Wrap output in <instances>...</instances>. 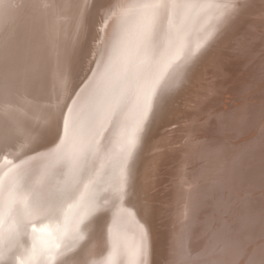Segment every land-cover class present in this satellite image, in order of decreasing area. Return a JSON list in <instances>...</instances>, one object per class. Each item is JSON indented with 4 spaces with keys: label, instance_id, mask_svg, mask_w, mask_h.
Wrapping results in <instances>:
<instances>
[{
    "label": "bare ground",
    "instance_id": "obj_1",
    "mask_svg": "<svg viewBox=\"0 0 264 264\" xmlns=\"http://www.w3.org/2000/svg\"><path fill=\"white\" fill-rule=\"evenodd\" d=\"M140 2L142 0H93L91 4L95 5L96 14L87 19L84 17L86 9L80 7L77 0H0V120L7 121L4 125L7 131L5 139L9 135L17 138L15 143L9 138V141H3L13 143L6 148L7 153L0 161L5 199L9 180L22 178L30 193V204L63 208L84 193L85 198L89 195L94 197L92 203L98 209V218L108 215L106 228L118 217L117 227L112 228L115 222L109 225L111 228L99 237L98 244L86 258L74 259L78 262L76 264H104L117 235L128 249L118 257L117 264H159L158 259L160 264L181 261L186 264H264V105L253 103L255 95L251 101L247 98L250 96L240 95L247 93V89L255 84L248 81L254 72L248 68L246 72L240 69L248 63L241 57L242 53L236 57L238 52H235L234 58L233 55V59L229 58L231 69L235 66L234 73L230 75L231 69L228 72L226 68L222 71L216 88L210 91L209 98L192 118L194 122L191 126L185 125L184 129L182 127L183 131L186 130L184 135L180 134L179 128H175L178 132L174 137L168 136V131L166 135H159L156 146L160 150L154 158H149V174L141 181L146 193L144 206L137 205V202L136 206L130 200L131 203L126 202L117 215L100 208L103 205L99 198L105 188L111 184L114 189L128 165L136 164L141 152L138 151L141 136L163 92L182 66L198 58L204 48L211 51L215 42L210 41L217 29H225L226 26H222L223 20L219 19L218 13L224 3L233 0H193L196 7L179 12L162 9L151 39L139 19L142 10L136 5ZM234 2L236 6L243 7L231 13V19L237 18L242 9L249 11L255 2L264 11V0ZM248 14L241 35L250 34V37L244 39L242 36L238 46L246 49V43L251 41L253 45L247 50L264 54L260 47H264V19L258 18L259 14L257 18L249 19ZM102 17L107 20L106 26L102 25ZM83 25L87 27L86 32L82 31ZM259 26L261 30H258ZM118 41L121 51L117 56L114 48ZM257 59L251 67L262 65L263 71L264 59ZM238 70L243 74L237 76ZM260 83L257 91L264 94V82ZM236 92L239 94H234ZM263 94V101L258 100L262 104ZM256 95V98L260 97ZM234 96L242 99L232 102L237 101ZM5 101L16 103L20 109L16 113L11 112L4 107ZM213 101H223L225 105L218 112H208L205 117L204 113L207 115ZM150 108V116L145 123L144 114ZM185 109L180 107L176 114L182 116ZM113 112L115 115L106 123L107 131L102 137L95 136L94 117L98 113L111 115ZM215 114L220 124L215 121ZM65 116L71 123L67 135L64 132ZM176 120L181 127V117L177 115L176 119L175 116ZM141 127L143 130L138 131ZM199 130L203 133V141L199 139L202 142L197 140ZM216 130L223 131L222 139L215 137ZM248 131L251 133H246ZM237 135L241 138L236 141L224 139ZM27 137H31L32 142L21 149ZM184 137L187 138L185 146L191 147L187 164H184L186 170L183 169L185 178L178 193H170L175 202L173 210L167 214L163 204L166 197L161 187L166 179L164 174L168 173L165 163L172 153L169 145L180 143ZM89 147L92 157L86 174L70 166L60 167L61 162L67 165L69 157L78 156L82 148ZM36 151H39L36 153L38 160L34 157L24 169L19 170L16 159ZM164 157L167 160L163 163ZM9 161L12 163L11 171ZM163 164L165 167L161 168ZM169 175L173 177L172 172ZM153 183L158 187L153 192H157L155 204L151 203L149 193ZM85 184H88L87 189ZM130 189L134 195V188ZM207 202L213 203L212 207L206 208ZM226 203L230 204V209L225 207ZM133 206H136V211ZM152 208L157 211L155 216L159 211L161 216L158 218L165 219L164 231L155 230L154 223L147 219L149 214L143 212L147 209L152 213ZM78 211L79 208H74L68 213L65 227L72 225L71 218ZM21 212L22 209L18 208L14 215ZM207 212L208 217L203 219ZM4 217H8L7 214ZM214 218L222 229L218 230L219 234L211 236L209 225L212 224V230H217L211 221ZM59 219L62 221L63 217ZM48 222L46 219H33L37 228ZM51 223L57 226L58 222L54 218ZM141 226L146 234L147 254L133 256L131 250L140 243ZM27 228L31 230L30 226ZM43 238L47 240L49 237L44 235ZM167 239L171 241L174 253H167L162 247ZM8 243L9 238L1 240L3 247Z\"/></svg>",
    "mask_w": 264,
    "mask_h": 264
},
{
    "label": "rangeland",
    "instance_id": "obj_2",
    "mask_svg": "<svg viewBox=\"0 0 264 264\" xmlns=\"http://www.w3.org/2000/svg\"><path fill=\"white\" fill-rule=\"evenodd\" d=\"M77 1H78V5L80 7H83L86 9V13L84 14V17L86 16L88 19V18H91L93 16V14L94 15L96 14L94 11L95 5L92 6V4H91L93 0H91V1L89 0V2H88V4L90 3L89 13H88V6L86 4V2L88 0H77ZM11 3L14 4L15 2L12 1ZM68 3L70 4L71 1H69ZM230 3H232V2L224 3V5L230 4ZM258 6H259V3L256 4V2H255L251 6V9L249 11L245 12V10L242 9L240 11V13L238 14L237 18H235V19H231L233 16L231 14H226V15L222 16L221 13L224 11V8L220 9L218 15L220 16L219 19L223 20L222 26L226 25L225 29H221V28L217 29L215 36H213L212 41H210L211 43L215 42L212 45L211 51L205 49L204 48L205 45H204V47H203L204 49L198 55V58L196 57V59H194V61H190L189 63H186L184 66H182L180 71L174 76V78L171 81V84H169L168 88L165 90V92H163V94L160 98V101L157 105V108H155L154 114L150 118L151 121L149 122L148 126L144 129V135L141 136L140 144L138 146V151L140 150L141 152H140V154H138L139 156H138L136 164L133 163L132 165H130V164L128 165V167L126 168V171L124 170V173L122 174V176L123 175L124 176L123 177L120 176V178H119L120 181H117L120 183L119 184L116 183L117 185L114 189L112 188L113 186L111 184L108 185L107 188H105L106 192L104 191V193L102 195V196H104V198L102 196L99 198L100 204L103 205V206L101 205L102 207H100V208H103V210H105V211H110V212L113 211V215L114 214L117 215V213L120 212L121 207H123L126 202H130V200L135 205L137 202V205L143 204V206H144V202H145L144 201L145 200L144 193H145V191L143 190V186L141 185V181L144 179L143 178L144 176H147V174H149V172H148L149 158H154L155 157L154 155H156L158 150H160V148L158 146H156L158 144V141L160 138L159 135H166L169 133L170 135L168 134V136L174 137L175 133L178 132L177 131L178 128L180 130L179 131L180 134L184 135V131H186V130L183 131L182 127L184 129L186 127L185 125H187V124L190 125L191 123L194 122V120L192 118L194 117L196 112H199V110L202 108L203 102L207 101V99L209 98V95L211 93L210 91L214 90L216 88V82L218 80V77L221 76L222 71L225 68L227 69L228 72L230 71L231 66H229V58H232V55L234 58L235 54H237L236 57H239V55L241 53L242 54L244 53V55L241 54V57L243 59H246V63H247V61H248V63L245 64L244 66H241L242 68H240V69L243 70L244 72H246L247 70L254 72V73L251 72L254 75V76H252L253 78L249 77L250 79H248L246 77L248 79V81L251 80L253 83L255 82L253 88L247 89V91H246L247 93H245V92L243 94L240 93V95H243L246 97H247V95L250 96V97H247L248 100H250V101H251V99L254 98V95H255V98L257 96L256 94L260 95V97L258 96L256 99L254 98V100H252V101H254L253 103H257L258 104V105L256 104L257 106L263 107L264 104H262L261 101L258 102V100L262 99L261 95L263 93H261V91L260 92L257 91L258 88H260V86L258 87L257 85L260 83V81H261L260 84H262V82H264V66H263V71H262V69H261L262 65H254L251 67V64L257 58H258L257 60H259L261 58L263 60L264 54L259 53V52H255V51H248L247 48H249V46L253 45L251 43V41L247 42L248 44L246 43V46H248L246 49L238 46L239 40H241L243 37H244V39H246V37H250L249 36L250 34L248 36H246L247 34L241 35V33H242L241 29L246 27V26H244L243 22L245 21V18H247V14L250 12L248 14L250 16L249 19L257 18L258 14H259L258 18L264 19V11L262 9H259ZM241 7H243V5H238L237 9L241 8ZM86 26H88V24ZM82 28H83L82 31L86 32L87 27H85V25H83ZM257 28H258V30H261L260 28H262V27L259 26ZM84 32H83V34H84ZM26 42H24V43H26ZM260 47L264 50V47H262V46H260ZM240 49H241V51H240ZM212 50H213V52H212ZM235 52H238V53H235ZM247 52H248V54H247ZM250 56H253L255 58H253V57L251 58ZM248 57H250V58H248ZM237 65H238V63L236 64V68H237ZM234 67L232 68L233 70L231 69L232 72L230 71L231 72L230 75L234 73V69H235ZM79 69H80V67L77 69L76 72H78ZM259 69H260V71H259ZM256 72L258 73V76L255 75ZM239 73L243 74L242 72L239 71L236 73V75L238 76ZM225 75H226V73H224V76ZM261 76L263 78H259ZM252 79H254V80H252ZM256 79H261V80H256ZM253 89L256 91H254ZM248 90H249V92H248ZM250 92H252V94ZM234 94H239V93L236 92ZM220 95L221 94H218V96H220ZM234 97H233V99H236L237 101L232 100V102H239L242 99L241 97L239 99L238 98L239 96H237V97L234 96ZM263 98H264V94H263ZM255 100H257V101H255ZM262 101H263V99H262ZM213 104L214 105L212 107L209 106L208 111H207V115H205V113H204L205 117L208 116V112L210 114H212L214 112H218V110L221 108V106L225 105V102L220 101L219 103H217L216 101L215 102L213 101ZM3 105L6 109L10 110L11 112H15V113L17 112L18 109H20L18 105L16 106V103H7V101H5ZM180 107L186 108L185 109L186 111H184L182 113V116L180 113L176 114V112H177L176 110L179 109ZM57 115H58V112L56 113V116ZM177 115L179 118L181 117V122H180V124L182 125L181 127L179 126V123H177V120L175 122V116L177 119ZM0 116H1V113H0ZM214 116H215V121L217 122V124H220L221 122H219V120L216 119V114ZM55 121H56V119H55ZM200 121H203V119H201ZM6 122L7 121L0 120V161H1L2 157L7 153L8 147L13 145L12 142H14L15 140L17 141V138H15L16 135H9L8 138L10 140H12V139H14V140H12V142H9L10 144H7L8 142H3L5 139V135L7 133V131L4 130V125ZM204 124H206V123H204ZM175 128H177V129L175 130ZM173 129L175 132H170ZM166 131H168V133ZM198 133L199 134H198L197 140L199 142H202L203 138H204L202 130H199ZM222 133H223V131H221V132H219L218 130L214 131L215 137H217V138L220 137L221 139L223 138ZM246 133H251V132L248 131ZM50 134H51V131H50ZM8 138H6L5 141H9V140H7ZM201 138H202V141H200ZM237 138H241V135H237V136H234L232 138L231 137H225L224 139L236 141V140H238ZM185 142H187L186 137H184L180 141V143L176 142V143H174V145L173 144L169 145V151L172 153L170 154L171 157H170V159H168V162L165 163V165L167 166L166 171L168 173H165V171H162L163 173H165L164 175L166 177L165 181L161 184V187H162V191L164 192V195L166 197V200L163 202V204H164V207L166 208L167 214L169 213V211L173 210V207H174L173 205L175 202L173 200V198L172 199L170 198V196H169L170 193H172V195L175 193V195H176L178 193V191L180 190L179 186L182 185V182H184L185 176L183 174V169L186 170V167L184 164H187V159H188L187 157H189L188 152L191 150L190 145L187 147L185 146ZM90 149H91V147H89L87 149V151L89 152L88 156H87V163L86 164L82 163L80 165L82 167L84 166L85 171L83 173H85V174L87 173L86 172L87 170L89 171V164L88 163H90L91 157H92V155H91L92 151ZM3 151H5V152H3ZM18 151H20V150H18ZM36 153H39V151L24 154V156L16 159V161H18L16 164L17 165L19 164V170L24 169L32 160H34V157L36 158ZM200 156H198V157H200ZM201 158H203V157L201 156ZM36 160H38V158H36ZM166 160H167V157H164L163 163ZM160 165H162V163H160ZM165 165L163 164V166H161V168L165 167ZM161 170H164V169H161ZM133 171H134V173H133ZM169 172H172V176H173L172 178H171V175H169ZM127 175H128V177H127ZM121 181H123L125 184H123ZM132 183L135 186L132 185ZM156 184L153 183V185L149 187L150 189H152L149 192L150 196H152L151 203L154 202V204H155V200H156L155 198H157V192H155V193H153V192L158 189V187H156L157 186ZM108 187H110V188H108ZM130 188H132V189L134 188V195H133V190H131ZM122 189H123V191H122ZM151 193H153V194L151 195ZM145 195H146V193H145ZM103 199H105V200H103ZM138 199H140V200H138ZM207 203L205 204L206 208H210V206L212 207L213 203H210V202H207ZM215 204H214V206H215ZM136 206H133V209L135 211H136V209H135ZM225 207L230 209L231 206L229 203H226ZM153 208L151 209V210H154V212L152 211V213L147 211V209H144L143 212L146 211L147 213L146 212L145 213L147 215L149 214L147 216L148 217L147 219L150 221L153 220L152 222L149 221V223H151V224L154 223V224H152V226H155V230H157L159 232L164 231L163 227H164L165 223H163V222L165 221V219L163 221V218H160V219L158 218L159 216H161V212H159V211L157 213L158 215L155 216L156 215L155 212H157V211H156V209H153ZM97 212L92 217L89 218V220L87 221L85 226H82V231H81L82 234L81 235L83 236V239H81V240L77 241V240H74L72 238V235H71L72 225H68L66 227L69 230L70 234L67 237H65L64 240L61 242V251L65 253L63 256H58L57 259L55 261H52V262H50L46 257H39V259L37 258L39 260V262L36 260L35 264H38V263H41V264H74L75 262L78 263L77 261L81 260V257H82V259H84V257L86 258L87 254L92 252L93 249L98 244L97 242L99 241V237H101V236L103 237V235H105L106 230L108 228H111L109 225H112L115 222L116 224L115 223L113 224L114 227L112 225V228L115 229L119 223V220H117L119 218L118 217L114 218V221L109 223L107 225V228H106L105 223L107 221L108 215L106 214V215H103L102 217L98 218ZM146 214L144 216H146ZM151 216L156 217V218L151 219L152 218ZM206 216L208 217V212L203 214V219L206 218ZM14 217H16V215H14ZM156 219H158V220H156ZM215 219L216 218H214V220H211V221L216 224ZM4 221H5L3 223L4 226H2V228H0V250H4L6 252L8 245L3 247L1 244V240L4 238H5V240L9 238V223H10L9 217H6V218L4 217ZM6 221H7V223H6ZM154 221L158 222V224L156 225V223ZM143 222L145 223V221H143ZM219 224H220L219 222H218V225L216 224L217 230H212V226H211L212 224L209 225V227H208L209 235H211V236L217 235L218 230L222 229V226H220ZM24 231H26L27 233H31V230L28 228H26ZM218 234H219V232H218ZM151 237H153V235ZM30 245H31V235L21 236L20 237V247L18 249H16V257H13L11 255H7V253H6L7 258H6L5 264H19V259H17V258L21 257L22 254L25 252L24 250L27 249L28 247H30ZM154 246H155V243H153V249H152L153 254L155 253ZM162 247L164 249H166L167 253H169V252L174 253V251H173L174 248H172L171 241L169 242L168 239H167V241L162 243ZM40 259H42V260H40ZM74 259H76L77 261ZM155 259H156V256H155ZM157 259H158V257H157ZM158 263L160 264L159 259H158Z\"/></svg>",
    "mask_w": 264,
    "mask_h": 264
},
{
    "label": "snow or ice",
    "instance_id": "obj_3",
    "mask_svg": "<svg viewBox=\"0 0 264 264\" xmlns=\"http://www.w3.org/2000/svg\"><path fill=\"white\" fill-rule=\"evenodd\" d=\"M142 10V15L139 18L143 22L145 33L151 39L155 33V22L157 16L162 9H168L171 11L179 12L190 7H196L197 5L193 0H142V2L136 5ZM224 11L221 13L222 16L231 14L238 11L237 6L233 0L232 3L222 6ZM107 20L102 17V25L106 26ZM120 41L117 42L114 51L118 56L120 54ZM195 55V52H193ZM71 112V109H69ZM150 111H146L144 114V122L150 116ZM115 115L113 112L111 115L104 113H98L93 119V127L95 128V136L102 137L107 131L106 123L110 122L112 116ZM71 128L70 118L64 117V132L65 135L69 134ZM143 128H139L138 131H142ZM32 138L27 137L25 143L20 146L21 149L31 144ZM95 142V141H94ZM130 154V153H129ZM88 152L86 148H82L78 156L69 157L67 159V165L61 162L60 167L66 166L72 167L74 170L83 173L84 167L80 166L82 163H86ZM12 170V163L9 161V171ZM91 183V181H89ZM85 189L88 188V184L84 185ZM5 187L4 178L0 176V228L4 223L5 213L9 217V243L6 249L0 250V264H5L6 253L16 257V249L20 247V237L24 235H31V245L25 249L19 259V264H35L38 257H46L50 262L55 261L58 256H63L65 253L61 251V242L70 233L65 227L69 220L68 213L74 208H79L80 211L74 213L71 218V235L74 240H81L82 226H85L90 217H92L98 209L93 205L92 201L94 197L89 195L85 198L84 193L72 203H68L63 208H55L52 206H44L41 204H30V193L27 190L26 184L22 183L21 179H10L6 190L5 199ZM22 209V212L14 217V212L18 209ZM60 217L63 220L60 221ZM46 219L49 222L44 223L41 227L37 228L36 224L33 223V219ZM57 220V226H52L51 221ZM31 227V233L24 231L27 227ZM47 235L48 240L44 239L43 236ZM146 234L143 232L141 226V239L140 243L137 244L132 250L131 255L133 256H145L147 254V245L145 242ZM128 252L127 247L123 241L117 235L113 239L112 252L109 257L104 261V264H117L118 257ZM26 258V259H25ZM174 264H186V262H174Z\"/></svg>",
    "mask_w": 264,
    "mask_h": 264
}]
</instances>
